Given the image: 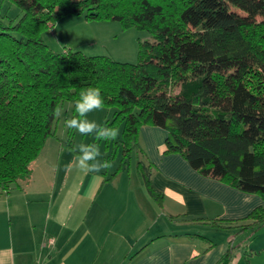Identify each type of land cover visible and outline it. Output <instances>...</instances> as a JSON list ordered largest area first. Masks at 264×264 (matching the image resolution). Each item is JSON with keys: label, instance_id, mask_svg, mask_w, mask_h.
<instances>
[{"label": "trees", "instance_id": "16d2710c", "mask_svg": "<svg viewBox=\"0 0 264 264\" xmlns=\"http://www.w3.org/2000/svg\"><path fill=\"white\" fill-rule=\"evenodd\" d=\"M5 1L0 191L29 177L31 162L56 133L53 109L66 100L75 105L92 86L101 89L104 106L114 107L104 124L121 128L120 135L103 144L122 145V164L138 146L140 126L155 125L166 131L167 152L264 199V0H7L19 9L16 18L1 12ZM69 14L116 20L153 40L139 42L136 62L55 51L42 32ZM137 164L160 200L146 166ZM246 218L262 223L264 205Z\"/></svg>", "mask_w": 264, "mask_h": 264}, {"label": "crops", "instance_id": "0c3cea01", "mask_svg": "<svg viewBox=\"0 0 264 264\" xmlns=\"http://www.w3.org/2000/svg\"><path fill=\"white\" fill-rule=\"evenodd\" d=\"M68 136L49 148L48 137L29 177L0 191V264H264V221L246 218L263 197L167 152L162 127L140 126L133 166L102 144L113 166L99 174L66 168Z\"/></svg>", "mask_w": 264, "mask_h": 264}, {"label": "rangeland", "instance_id": "374dc122", "mask_svg": "<svg viewBox=\"0 0 264 264\" xmlns=\"http://www.w3.org/2000/svg\"><path fill=\"white\" fill-rule=\"evenodd\" d=\"M1 12L6 13L8 17L16 18L19 9L5 1L1 6ZM42 36L46 43L55 51H61L64 48L70 50H79L86 55L104 54L112 59L119 61L136 62L138 59L139 42L144 40H153V36L146 30L138 29L134 26L124 28L119 21L110 19L87 20L81 15H66L55 24L43 30ZM176 90V89H174ZM63 114L57 117L55 122L56 133L50 137V144L58 143L59 140L66 141L68 129L65 127V121L76 115L74 103L71 100L64 101L61 105ZM114 107L104 106L102 111L89 113L88 119L95 120L104 124L110 119ZM70 141L73 145L78 143H99L101 149V159L105 154L103 141H95L94 134L90 136H81L75 130H72ZM123 148L119 146V155ZM122 155V154H121ZM120 159V157H119ZM130 163L134 164L135 158H130Z\"/></svg>", "mask_w": 264, "mask_h": 264}, {"label": "clouds", "instance_id": "9594fccd", "mask_svg": "<svg viewBox=\"0 0 264 264\" xmlns=\"http://www.w3.org/2000/svg\"><path fill=\"white\" fill-rule=\"evenodd\" d=\"M75 113L70 119L65 121L67 129L75 130L81 136H90L94 134L95 141H115L120 135V129L116 126L101 124L95 120L88 119L89 113L102 111L104 109V98L99 87H87L80 91L79 98L75 101ZM63 114V108L57 105L53 109V115L60 117ZM75 155L73 161L66 165L70 168L73 165L84 173L99 174L102 171L110 169L113 162L102 160L100 144L78 143L70 149Z\"/></svg>", "mask_w": 264, "mask_h": 264}]
</instances>
